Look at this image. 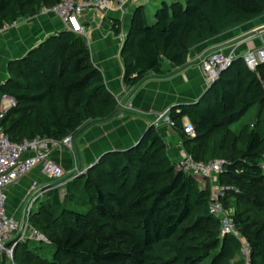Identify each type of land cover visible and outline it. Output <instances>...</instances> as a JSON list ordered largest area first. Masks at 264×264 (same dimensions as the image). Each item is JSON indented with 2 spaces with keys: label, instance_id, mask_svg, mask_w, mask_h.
<instances>
[{
  "label": "trees",
  "instance_id": "obj_1",
  "mask_svg": "<svg viewBox=\"0 0 264 264\" xmlns=\"http://www.w3.org/2000/svg\"><path fill=\"white\" fill-rule=\"evenodd\" d=\"M59 1L0 0V27ZM262 15L264 0H162L154 8L137 6L121 50L127 88L132 91L151 72L164 73L168 63L185 65L197 45ZM7 69L0 97L13 96L16 104L1 124L12 141L75 136L120 108L88 43L73 30L50 34L11 59ZM171 108L196 160L227 161L219 176L231 187L225 203L235 208L240 233L251 243V263L264 264V62L252 69L242 55L235 56L198 100ZM252 109L254 118L234 129ZM184 117L195 125L192 137L184 133ZM83 176V188L72 199L84 210L64 206L69 191L62 195L57 185L28 220L49 242L17 241L11 262L245 264L241 240L222 236L220 217L209 211V180L177 171L153 124L135 144L104 152Z\"/></svg>",
  "mask_w": 264,
  "mask_h": 264
},
{
  "label": "crops",
  "instance_id": "obj_2",
  "mask_svg": "<svg viewBox=\"0 0 264 264\" xmlns=\"http://www.w3.org/2000/svg\"><path fill=\"white\" fill-rule=\"evenodd\" d=\"M147 2L132 0L124 9L114 6L104 12L87 10L79 17L84 27L81 35L91 49L93 61L102 70L108 88L119 98L120 108L108 120L81 128L75 134L73 150L65 148L51 152V158L61 164L68 174L76 167L88 169L108 150L124 149L135 144L153 124L157 113L198 100L210 84L202 66L206 55L223 50L238 56L264 45L262 15L197 45L191 50L185 65L168 63L164 73H149L130 91L124 82L125 66L121 50L134 9ZM117 25L121 27L120 32L115 30ZM65 28L64 22L56 14L41 11L0 33V84L9 75L7 67L11 59L25 55L47 36ZM252 111L255 112V109ZM188 121H191L189 117L183 118L184 124ZM157 129L165 139L168 154L173 161L189 152L182 130L168 124H161ZM54 181L42 172L40 166H36L9 186L6 189L9 215L22 220L23 212L20 209L31 193L32 184L37 183L45 190L38 199L40 202L47 199L57 183H60Z\"/></svg>",
  "mask_w": 264,
  "mask_h": 264
},
{
  "label": "built area",
  "instance_id": "obj_3",
  "mask_svg": "<svg viewBox=\"0 0 264 264\" xmlns=\"http://www.w3.org/2000/svg\"><path fill=\"white\" fill-rule=\"evenodd\" d=\"M132 0H60L52 7L42 9V12H53L64 22L67 29L79 34L84 33V27L79 21L81 14L87 10L104 12L114 6L124 9ZM20 20L5 27H0V33L10 27H15ZM235 55L223 50L214 51L206 55L202 60V66L208 83L215 81L222 69L229 66ZM247 65L254 69L259 63L264 62V45L250 49L242 54ZM16 104L13 96L3 94L0 97V256L4 245L12 241L7 249V258L13 261V245L19 240L33 239L35 241L49 242V239L38 229L29 227L28 220L40 196L45 191L37 183L31 186L29 201L22 215V220H17L8 213L6 189L19 181L36 166H40L42 172L50 179L57 180V185L63 186L69 181L85 174L87 169L76 167L68 174L64 167L51 158V152L55 149H74L75 136L68 134L63 138L34 137L20 142L12 141L4 132L2 119L5 113ZM172 108L156 114L153 125L158 128L161 124L172 127L175 122L171 118ZM184 133L189 137L195 135V125L188 121L184 124ZM227 161L223 158H214L207 161L196 160L191 152H186L180 159L175 161L177 171L194 174L207 178L211 185V198L209 211L212 215L220 217L222 236L231 234L238 237L242 242L241 255L245 264L251 263V243L241 235L235 219V208L225 203L228 191L231 187L222 183L219 176L224 173ZM65 189L62 195L66 194ZM13 264H15L13 262Z\"/></svg>",
  "mask_w": 264,
  "mask_h": 264
},
{
  "label": "rangeland",
  "instance_id": "obj_4",
  "mask_svg": "<svg viewBox=\"0 0 264 264\" xmlns=\"http://www.w3.org/2000/svg\"><path fill=\"white\" fill-rule=\"evenodd\" d=\"M162 2V0H148V2L146 3V6L148 8H154V5L156 4H160ZM253 112V111H252ZM248 113L246 117H244L239 123H236L234 124L232 127L234 129H238V127L241 125V124H244L246 121H250L252 120V118H254V112L252 113ZM241 123V124H240ZM220 137V135H217L216 138ZM215 158V157H214ZM85 176H80V177H77L71 181H69L68 183L64 184L63 186H61V194L62 192L66 189L67 191H69V196L66 198V202L64 204V206H67L69 208H73V209H79V210H84L83 208L84 207H81V206H78L74 200L72 199L73 196L75 195H78L79 192L82 190L83 188V185L85 183ZM54 182H58L57 180L54 181ZM63 197V196H62ZM72 199V200H71ZM29 201V197L27 198V200L25 201V204L24 206L22 207V209H20L23 213H24V210L26 208V204L27 202ZM39 202V201H38ZM38 206V204H36V207ZM82 208V209H81ZM208 262L205 261L203 264H207ZM6 264H13V262H11V260H9L7 258V262Z\"/></svg>",
  "mask_w": 264,
  "mask_h": 264
},
{
  "label": "water",
  "instance_id": "obj_5",
  "mask_svg": "<svg viewBox=\"0 0 264 264\" xmlns=\"http://www.w3.org/2000/svg\"><path fill=\"white\" fill-rule=\"evenodd\" d=\"M80 176H83V174L79 175V177ZM11 245H12V241H8V242L5 243L4 248H3L2 252H1V256H0V264H6V262H7V249ZM14 248H15V245H13V251H14Z\"/></svg>",
  "mask_w": 264,
  "mask_h": 264
},
{
  "label": "clouds",
  "instance_id": "obj_6",
  "mask_svg": "<svg viewBox=\"0 0 264 264\" xmlns=\"http://www.w3.org/2000/svg\"><path fill=\"white\" fill-rule=\"evenodd\" d=\"M84 175V174H83Z\"/></svg>",
  "mask_w": 264,
  "mask_h": 264
}]
</instances>
